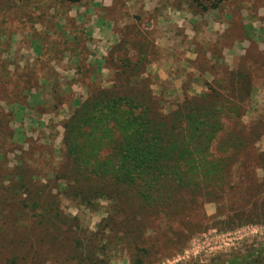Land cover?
Here are the masks:
<instances>
[{
    "label": "rangeland",
    "instance_id": "1",
    "mask_svg": "<svg viewBox=\"0 0 264 264\" xmlns=\"http://www.w3.org/2000/svg\"><path fill=\"white\" fill-rule=\"evenodd\" d=\"M156 2L0 0V264H221L264 250V0ZM109 89L168 121L211 108L206 157L226 166L223 183L170 192L157 211L79 166L67 126Z\"/></svg>",
    "mask_w": 264,
    "mask_h": 264
},
{
    "label": "trees",
    "instance_id": "2",
    "mask_svg": "<svg viewBox=\"0 0 264 264\" xmlns=\"http://www.w3.org/2000/svg\"><path fill=\"white\" fill-rule=\"evenodd\" d=\"M83 1L69 0L72 4ZM205 1L218 4L223 0ZM210 111L206 107L178 110L177 117L168 121L152 116L142 94L99 90L68 124L67 142L79 166L90 170L98 181L112 180L117 186L133 188L142 204L162 211L172 201L170 192L199 189L207 180L218 186L223 183L221 167L226 166L206 157L219 129ZM80 138L88 144H77ZM104 150L110 154L100 159ZM261 263L264 250L259 248L221 264Z\"/></svg>",
    "mask_w": 264,
    "mask_h": 264
},
{
    "label": "crops",
    "instance_id": "3",
    "mask_svg": "<svg viewBox=\"0 0 264 264\" xmlns=\"http://www.w3.org/2000/svg\"><path fill=\"white\" fill-rule=\"evenodd\" d=\"M148 1H150V0H140V2H141V4H142V6L144 7V6H147L148 4L146 3V2H148ZM155 1H157L156 2V7H161L160 6V4L161 5H163V4H166V8H169V9H173V11H175V7H176V0H155ZM133 3V2H132ZM150 3V2H149ZM170 13V12H169ZM179 14V13H178ZM210 16V17H209ZM209 16H206L205 17V19L207 20V21H210V19L212 20V21H215V16L214 15H209ZM161 21H164V19H162ZM102 25H104L103 24V22L100 20L99 21ZM176 20H175V17L173 16V14L171 13V14H169V16L168 17H166V23H165V29H167V25H171V24H173V25H176ZM100 24V25H101ZM109 34H111L110 36H111V38H113V37H115V35L113 34V32L111 33V31H109Z\"/></svg>",
    "mask_w": 264,
    "mask_h": 264
}]
</instances>
